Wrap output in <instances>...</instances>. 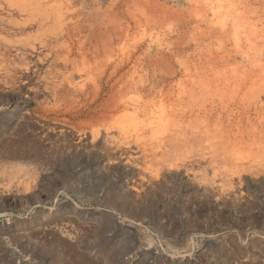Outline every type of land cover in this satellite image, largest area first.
Wrapping results in <instances>:
<instances>
[{"label": "rangeland", "instance_id": "obj_1", "mask_svg": "<svg viewBox=\"0 0 264 264\" xmlns=\"http://www.w3.org/2000/svg\"><path fill=\"white\" fill-rule=\"evenodd\" d=\"M196 3L0 0V264H264V0Z\"/></svg>", "mask_w": 264, "mask_h": 264}, {"label": "bare ground", "instance_id": "obj_2", "mask_svg": "<svg viewBox=\"0 0 264 264\" xmlns=\"http://www.w3.org/2000/svg\"><path fill=\"white\" fill-rule=\"evenodd\" d=\"M10 1H12V0H10ZM190 4L192 3V2H198V3H196V4H199V0L197 1V0H187ZM201 1H203V0H201ZM211 2V1H210ZM201 4H203L202 2H200ZM205 3V2H204ZM214 3V2H213ZM7 5V4H6ZM49 5V4H48ZM212 5V4H211ZM9 6H10V4H9ZM6 7V6H5ZM213 7V6H212ZM7 8V7H6ZM51 8V7H50ZM53 8V7H52ZM9 9V8H8ZM17 9H20V8H17ZM222 9V8H221ZM15 10V9H14ZM21 10V9H20ZM223 10V9H222ZM228 10V9H227ZM1 11V10H0ZM9 11V10H8ZM217 13V12H216ZM4 15V14H3ZM1 16V15H0ZM10 16V15H9ZM206 16H207V14H206ZM4 17V16H3ZM205 18V17H204ZM237 18V17H236ZM250 19V18H249ZM13 21H16V20H13ZM12 21V22H13ZM235 21V20H234ZM222 24H224V23H222ZM235 24V23H234ZM239 24V23H238ZM242 24V23H241ZM249 24V23H248ZM250 25V24H249ZM247 27H249V26H247ZM244 28H246V27H244ZM250 29V28H249ZM223 31V30H222ZM249 31V30H248ZM253 33V32H252ZM255 33V32H254ZM248 36V35H247ZM253 43V42H252ZM58 44V43H57ZM251 44V43H250ZM254 50V49H253ZM70 52V51H69ZM247 78H248V76H247ZM250 78V77H249ZM245 81V80H244ZM252 82V81H251ZM246 83V82H245ZM83 85V84H82ZM234 93V92H233ZM168 94V93H167ZM165 95V94H164ZM170 95H171V93H170ZM241 98V97H240ZM152 105V104H151ZM166 106V105H165ZM162 107V106H161ZM164 107V106H163ZM119 109V108H118ZM167 110V109H166ZM211 112H212V110H211ZM164 115H165V112H164ZM163 115V116H164ZM198 118V117H197ZM201 118V117H200ZM263 118V117H262ZM165 119V118H164ZM202 143V142H201ZM167 150V149H166ZM235 150V149H234ZM237 152V151H236ZM176 154H178V153H176ZM203 157V156H202ZM235 157V156H234ZM236 159V158H235ZM241 160V159H240ZM241 162V161H240ZM237 193V192H236Z\"/></svg>", "mask_w": 264, "mask_h": 264}]
</instances>
